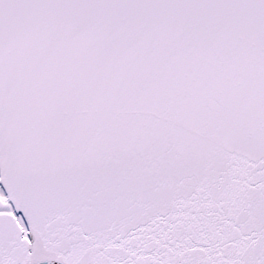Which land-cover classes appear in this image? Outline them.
I'll use <instances>...</instances> for the list:
<instances>
[{
  "label": "snow or ice",
  "instance_id": "6c2138e0",
  "mask_svg": "<svg viewBox=\"0 0 264 264\" xmlns=\"http://www.w3.org/2000/svg\"><path fill=\"white\" fill-rule=\"evenodd\" d=\"M0 264H264V0H0Z\"/></svg>",
  "mask_w": 264,
  "mask_h": 264
}]
</instances>
